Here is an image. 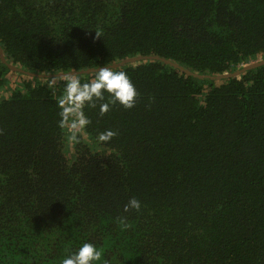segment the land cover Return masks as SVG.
<instances>
[{
  "label": "trees",
  "instance_id": "16d2710c",
  "mask_svg": "<svg viewBox=\"0 0 264 264\" xmlns=\"http://www.w3.org/2000/svg\"><path fill=\"white\" fill-rule=\"evenodd\" d=\"M0 46L34 73L151 54L217 75L264 58V0H0ZM112 70L134 106L86 107L73 140L65 84L96 72L0 60V264H61L84 242L93 264H264V65L218 80L158 60ZM105 129L118 134L99 142Z\"/></svg>",
  "mask_w": 264,
  "mask_h": 264
},
{
  "label": "clouds",
  "instance_id": "9594fccd",
  "mask_svg": "<svg viewBox=\"0 0 264 264\" xmlns=\"http://www.w3.org/2000/svg\"><path fill=\"white\" fill-rule=\"evenodd\" d=\"M98 35V33H97ZM99 36V35H98ZM51 87V84L49 85ZM138 92L130 77L125 71H113L111 67L102 66L96 71L93 80L82 82L79 78H71L65 84V96L67 103L61 102L58 121L60 127H64L71 118L69 131L71 138L75 140L81 130L91 123L85 114L86 107L96 108L100 115L109 111L112 104L118 103L123 108H132ZM110 97L109 99H106ZM118 133L112 129H105L98 133L99 142H108ZM139 212L141 201L132 197L124 205V211L129 209ZM101 253L96 245L84 242L75 252L67 255L61 264H93L100 260Z\"/></svg>",
  "mask_w": 264,
  "mask_h": 264
},
{
  "label": "water",
  "instance_id": "95a60500",
  "mask_svg": "<svg viewBox=\"0 0 264 264\" xmlns=\"http://www.w3.org/2000/svg\"><path fill=\"white\" fill-rule=\"evenodd\" d=\"M0 60L1 62H3L10 70L13 71H19L22 73H26L30 76H35V77H39V78H55V77H71L74 75H78V74H83V73H90V72H96L97 69H99L102 66H98V67H94V68H88V69H81V70H70V71H65V72H57V73H34V72H28L18 66H15L9 62L6 61L4 55H3V50L0 46ZM142 60H158V61H162L168 65H171L179 70H181L182 72L190 75V76H194L197 78H206V79H222V78H228V77H232V76H238L240 73H243L247 70L259 67L261 65H264V58H257L255 60H251L247 63H244L242 65L237 66V68L231 72H224L222 74H217V75H209V74H200L198 72H193L188 70L187 68H184L182 66H180L179 64L175 63L174 61H171L170 59L158 56V55H137V56H132V57H126L123 58L119 61L116 62H112L109 63L107 65H103L105 67H111V69L113 68H117L120 67L124 64L127 63H135L137 61H142Z\"/></svg>",
  "mask_w": 264,
  "mask_h": 264
},
{
  "label": "rangeland",
  "instance_id": "374dc122",
  "mask_svg": "<svg viewBox=\"0 0 264 264\" xmlns=\"http://www.w3.org/2000/svg\"><path fill=\"white\" fill-rule=\"evenodd\" d=\"M5 95H7V94H5Z\"/></svg>",
  "mask_w": 264,
  "mask_h": 264
}]
</instances>
